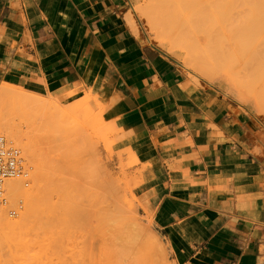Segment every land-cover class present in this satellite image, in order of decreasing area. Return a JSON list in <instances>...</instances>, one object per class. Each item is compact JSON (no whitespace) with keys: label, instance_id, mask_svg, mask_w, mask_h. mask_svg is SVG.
Masks as SVG:
<instances>
[{"label":"crops","instance_id":"1","mask_svg":"<svg viewBox=\"0 0 264 264\" xmlns=\"http://www.w3.org/2000/svg\"><path fill=\"white\" fill-rule=\"evenodd\" d=\"M90 94L171 264H264V128L129 25L125 0H0V83Z\"/></svg>","mask_w":264,"mask_h":264},{"label":"rangeland","instance_id":"2","mask_svg":"<svg viewBox=\"0 0 264 264\" xmlns=\"http://www.w3.org/2000/svg\"><path fill=\"white\" fill-rule=\"evenodd\" d=\"M125 1L127 20L133 30L172 56L194 83L217 87L264 128V0H251V7H242L243 0H230L237 1L235 5L227 0L218 2L223 7L220 9L228 12L224 17L238 10L246 16L248 9L251 11L247 12L248 18L237 13L232 16L239 18L232 24H241L242 34L249 30L251 33L243 35L251 45H247L251 47V68L246 75L249 78L243 75L235 93L217 81L203 78L157 42L154 26L146 18L149 15L152 20L150 14L159 6L156 2ZM211 4L208 8L210 5L219 10ZM231 5L241 9L234 11L236 8ZM165 7L172 17L180 19L185 0H170ZM207 23L228 26L231 22L209 19ZM240 30L236 28L239 38ZM234 68L231 67L233 71L237 69ZM90 98L88 93L75 97L69 92L57 97L39 87L0 83V133L8 143L20 148L28 172L26 179L15 178L22 193L15 194L5 209L17 223L12 222V227L0 232V264H171L165 245L138 210L136 188L141 181L131 170L136 156L122 148L119 129L105 116L100 102L95 105L89 102ZM38 169L46 178L37 176ZM29 191L37 195L28 199L25 192Z\"/></svg>","mask_w":264,"mask_h":264},{"label":"bare ground","instance_id":"3","mask_svg":"<svg viewBox=\"0 0 264 264\" xmlns=\"http://www.w3.org/2000/svg\"><path fill=\"white\" fill-rule=\"evenodd\" d=\"M146 1H148L150 3V0H146ZM153 1L156 2L159 6L154 8L155 11L153 14H150L152 16L151 17L152 20H150L149 15H147L148 17H146V18L150 22L149 24H153L152 27L154 26V30H155V36L154 37L157 40V42L166 51L178 56L180 58V60L185 65H187L188 67H192L203 78H207V79H210L213 81H217L218 83L226 86L227 89L233 91L234 93L238 92L239 91L238 83L242 82V79L245 77L249 78V76L247 77L246 75L249 74V70L251 68L250 67L251 66V59H250L251 47H249L251 45L249 43H246L247 41L244 39V36L251 34V33H249L250 30L248 31V34L246 33V35H244V33L242 34V32L244 30L241 29L242 27L241 28L239 27V26H242L241 24L240 25L232 24V22H233L232 20H234V19L239 20V18H237V17L232 19V16L236 15L234 13H237L239 16L241 15V13H243V12H240L242 10H240V11L238 10V9H241V7H239V5L234 6L235 5L234 3L237 4L238 3L237 1H239V0L234 1V2L227 0L228 2L229 1L232 2L231 4H234V5H231V7L233 6L236 8V10H234L231 7H229V8H231V10H234V11L238 10V12H234V11L230 10L231 12H234V13H230L229 15H231V14H233V15L228 16V17L227 16L224 17L226 15V13H228V12H226L227 10L225 11V10L220 9V7L222 6V5L219 6L218 2L220 0H216L217 2L214 1L215 2L214 4H213V0L212 1H210V0H185V7L183 8V13H182L180 19L175 17V16L172 17V15L169 13L168 9L165 7V4L170 0H153ZM225 1H224V3H225ZM243 1H242L241 6L244 4V5H247L248 7H251V6H249V5H251L250 4L251 0H250V2H248V0H247L246 2H248V3H246L244 1L246 4L243 3ZM258 1H260V0H258ZM209 2L210 3L212 2V4H213V6L211 4V7H214V6L217 7L218 6L219 10H214L213 8L211 9L210 5L208 8L207 5L210 4ZM252 2H255V1L253 0ZM227 3H226V5H228ZM244 5L242 7H244ZM248 7H247V9H248ZM221 8H223V7H221ZM224 9H226V8H224ZM246 10L243 9V11H245V12H246ZM248 11L251 12L250 9H248ZM247 12H246V16L248 14ZM156 16L159 17L163 22L161 20L159 22L158 21L159 19L156 18ZM241 16L243 19L248 18V17L243 16V15H241ZM250 16H251V13H250ZM229 17H231V18H229ZM209 19H213L214 21L215 20H226V21L229 20V23L230 22L231 23L228 24V26L223 25V24H216L214 26H210V24L207 23L209 21ZM181 24H183V25H181ZM237 24H238V22H237ZM250 25L248 26V24H247V27L248 28L251 27ZM235 27L238 30L241 29L240 35L242 34V36L240 38L243 37L241 39L242 41L240 40V38L238 36L239 32L238 31L236 32ZM244 27H245V25H244ZM231 28H233V29H231ZM232 31L236 32L237 35H235V36H238V37H235L234 33H232ZM248 44H249V46H247ZM225 60L227 61V63L225 62L226 65L224 64ZM246 65H248V67H246ZM233 66H235L234 69H236V67H237V69H236L237 71L236 70L233 71L231 69V67H233ZM246 68H248V69H246ZM238 69H242V71H244L246 69L245 71H248V73L247 72L244 73L245 71L244 72L241 71V73H240V70L238 71ZM231 72L236 73V74L234 75ZM238 73L240 75H238ZM240 76H241V78H240ZM251 102L254 105V102L252 100H251ZM8 138L11 139V135H8ZM12 140H13V137H12ZM37 162H35V163L37 164ZM38 163L41 164L42 162L41 163L38 162ZM36 166H40V165H36ZM40 167H42V166H40ZM47 168L49 169L50 166ZM35 170H36V168H35ZM40 170H42V168ZM38 171H39V169H38ZM38 171L33 170V172H35V173L36 172L38 173ZM41 174L39 171L37 176L41 175ZM37 176H35L36 179H37ZM38 177L46 178V177H44V175H41ZM5 186H6V192H7V196H6L7 201L0 209V232L5 231V229H7V228L9 229L10 226L12 227V225H13L12 222L14 223L16 221V220L13 221V219H11L10 217L7 216V214H6L7 211H5V209L7 210V208H9V207H7L8 202L9 203L12 202L14 197L16 198V196L18 195L17 193L21 192V191L19 192V184L15 178L7 179ZM45 190H47V188ZM15 194H17V195L15 196ZM34 195H37L36 193H34V191H29L28 193L25 192V196L28 199H33ZM46 195H47V193H46ZM50 196H52V195H50ZM46 200H44V201H46ZM47 203L50 204L49 202H47ZM47 203H46V205H47ZM5 206H6V208H4ZM44 207H46V206L44 205ZM47 207H49V205H47ZM47 209L48 208H46V210ZM49 216H50V213H49ZM15 223H17V221ZM4 241H7V240H4Z\"/></svg>","mask_w":264,"mask_h":264},{"label":"built area","instance_id":"4","mask_svg":"<svg viewBox=\"0 0 264 264\" xmlns=\"http://www.w3.org/2000/svg\"><path fill=\"white\" fill-rule=\"evenodd\" d=\"M28 172L25 169L21 150L11 145L0 133V209L6 203V181L10 178H25ZM9 212L14 213L13 209Z\"/></svg>","mask_w":264,"mask_h":264}]
</instances>
